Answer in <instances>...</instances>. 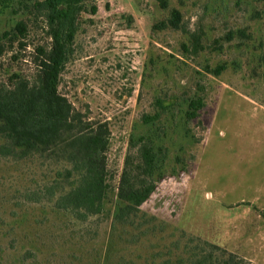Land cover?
I'll return each mask as SVG.
<instances>
[{"label":"rangeland","instance_id":"obj_1","mask_svg":"<svg viewBox=\"0 0 264 264\" xmlns=\"http://www.w3.org/2000/svg\"><path fill=\"white\" fill-rule=\"evenodd\" d=\"M35 1L0 0V36L19 21L28 26L25 39L2 41L0 85L32 80L37 48L51 44ZM167 2L88 3L97 11L81 15L59 91L111 130L104 210L81 222L51 203H25L24 192L50 183L62 163L0 156V264H181L175 241L189 239L264 264V0ZM173 10L178 29L169 26ZM194 95L205 107L190 123L200 142L186 144L187 169L158 184L141 207L144 225H120L118 183L133 128L157 97Z\"/></svg>","mask_w":264,"mask_h":264},{"label":"trees","instance_id":"obj_2","mask_svg":"<svg viewBox=\"0 0 264 264\" xmlns=\"http://www.w3.org/2000/svg\"><path fill=\"white\" fill-rule=\"evenodd\" d=\"M93 1L36 0L34 7L47 23L51 44L37 48V71L32 80L15 76L11 85H0V156L20 162L48 158L62 163L50 183L24 192V202L51 203L58 212L71 213L81 222L104 210L111 130L106 122L94 121L77 111L60 93L59 85L81 15L97 11L95 6L88 9V3ZM157 1L161 8L168 7L167 0ZM181 21L180 12L173 10L169 26L178 29ZM27 34L26 22L19 21L12 32L0 36V56L5 51L4 39L15 42ZM198 44L195 38L193 47L197 49ZM204 107L202 95L159 96L155 111L145 114L133 128L118 183L117 223L128 227L144 225L141 207L158 184L187 169L183 159L186 144L200 142L190 123L200 118ZM175 246L186 254L179 258L181 264L243 262L232 254L216 255L221 250L215 245H208L211 249L193 247L191 239L183 245L175 241Z\"/></svg>","mask_w":264,"mask_h":264}]
</instances>
